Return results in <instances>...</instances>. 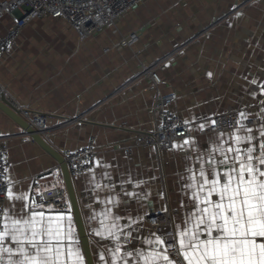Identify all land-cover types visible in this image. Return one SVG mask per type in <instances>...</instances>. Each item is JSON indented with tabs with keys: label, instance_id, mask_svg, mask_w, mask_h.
Masks as SVG:
<instances>
[{
	"label": "crops",
	"instance_id": "crops-1",
	"mask_svg": "<svg viewBox=\"0 0 264 264\" xmlns=\"http://www.w3.org/2000/svg\"><path fill=\"white\" fill-rule=\"evenodd\" d=\"M237 12L243 15L237 17ZM6 24L8 17L0 21V30ZM133 31L137 40L131 46L118 43ZM159 59L165 67L154 88L148 75L138 74L139 61ZM263 69L264 0H142L114 25L84 39L64 19L49 15L32 19L0 58V87L6 97L46 115L47 140L60 152L93 137L92 167L73 181L93 262L107 264L99 256L106 254L105 245L114 247L103 231L113 223V215L122 217L119 229L134 237L132 245L144 251H151L149 241L156 234L145 221L147 213L170 209L172 228L175 217L185 215L180 202L190 193L182 190L180 182L182 175L189 174L183 152L173 144L159 150L133 140V129L154 124L156 93L175 91L172 108L185 121L198 118L196 124L205 122L200 118L211 119L232 109L255 113L262 96L250 81L261 83ZM250 91L258 93L255 99ZM233 129L194 131L191 136L201 150L210 151L214 145L209 137L223 133L227 140ZM0 134L6 136V179L10 178L15 195L29 197L21 203L35 201L33 207L46 217L64 213L66 220L71 215L73 235L82 250L70 206H44L33 196L34 181L41 188L63 183L56 160L1 109ZM188 137L173 143L182 144ZM188 167L197 171L199 165L189 162ZM125 191L138 195L130 198ZM113 199L116 207L109 203ZM9 203L5 198L4 206ZM108 209L112 211L106 215ZM97 230L103 233L99 237L94 235ZM120 244L122 249L131 248L123 236ZM106 255L111 258L110 251Z\"/></svg>",
	"mask_w": 264,
	"mask_h": 264
},
{
	"label": "snow or ice",
	"instance_id": "snow-or-ice-1",
	"mask_svg": "<svg viewBox=\"0 0 264 264\" xmlns=\"http://www.w3.org/2000/svg\"><path fill=\"white\" fill-rule=\"evenodd\" d=\"M242 15L236 13L237 17ZM208 76L211 78L212 73ZM250 83L257 85L259 95L264 96V82L252 79ZM250 94L255 99L258 93L250 91ZM260 105L258 112L238 113L236 127L227 140L223 133L216 138L209 137L214 145L210 151L201 150L199 141L191 135L182 144L173 143L172 147L180 149L187 158L185 168L189 174L182 175L180 182L182 190L190 196L186 195L180 202L185 215H177L173 231L167 233L172 237L171 252L164 238L154 233L155 239L149 241L151 251L136 248L132 245L135 238L119 229L117 222L122 217L113 215V223L103 228L114 243L111 249L104 246L106 254L111 252V258L100 255L99 261L107 260V264H264V100ZM196 119L185 121L189 132H204L217 125L214 119L200 118L205 122L199 124L195 123ZM254 119L257 125L249 127L244 123L252 124ZM189 162L199 165L197 171L188 167ZM4 171L8 172V168ZM7 183L5 195L11 203L0 206V264H91L73 235L71 215L66 220L64 213L46 217L43 210L33 207L35 201L21 203L29 197L15 195L10 178ZM124 195L135 198L138 194L125 191ZM109 203L116 207L118 202L113 199ZM111 211L108 209L106 215ZM102 234L100 230L94 233L97 237ZM121 236L131 246L130 250L122 249Z\"/></svg>",
	"mask_w": 264,
	"mask_h": 264
},
{
	"label": "built area",
	"instance_id": "built-area-1",
	"mask_svg": "<svg viewBox=\"0 0 264 264\" xmlns=\"http://www.w3.org/2000/svg\"><path fill=\"white\" fill-rule=\"evenodd\" d=\"M142 0H0V21L9 18V24L3 25L0 30V58L5 50L15 43L17 36L25 25L34 18L49 15L53 18L64 19L75 31L80 39L93 35L107 25H114L116 21L128 10L132 9ZM137 40V34L133 31L122 36L118 43L131 46ZM108 47H105L106 50ZM163 59L156 62L139 61V75H148L151 87L156 88L161 82L159 71L164 69ZM264 82V69L263 78ZM3 91L0 87V92ZM10 104L20 111V114L44 137L48 138L49 129L46 126V115L42 112H32L22 106L13 97H6ZM176 99V92L169 91L165 94L156 93L152 104L154 112V124L151 128L133 129V140L137 145H152L157 149L170 147L177 139L191 135L188 125L177 109L172 108ZM264 100V96H262ZM238 109L215 113L211 119L217 121L216 127H209L204 132L230 131L236 127ZM247 124L248 121H245ZM253 120L252 124L257 123ZM6 136L0 134V206H4L7 190V172L9 162L5 149ZM129 151L130 146H126ZM72 178L86 173L92 167L95 155L93 137L77 148H66L61 151ZM36 188L33 196L38 203L56 209L69 208V201L65 187L62 184L53 183L41 188L37 181L33 182ZM146 223L153 231L164 238L169 251L172 250V237L167 235L173 231L171 210L151 211L145 215ZM2 222V221H0ZM182 259V258H180Z\"/></svg>",
	"mask_w": 264,
	"mask_h": 264
},
{
	"label": "water",
	"instance_id": "water-1",
	"mask_svg": "<svg viewBox=\"0 0 264 264\" xmlns=\"http://www.w3.org/2000/svg\"><path fill=\"white\" fill-rule=\"evenodd\" d=\"M0 109L4 111L13 121H15L44 151L52 156L58 163L62 182L67 193L69 206L76 223L82 251L86 254V261H90L91 264H94L89 246V237L84 227L80 207L78 204L74 181L69 174L63 155L20 114L18 109L14 108L10 104L3 91L0 92Z\"/></svg>",
	"mask_w": 264,
	"mask_h": 264
}]
</instances>
